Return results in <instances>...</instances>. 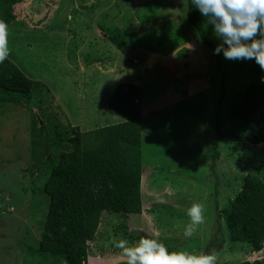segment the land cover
Segmentation results:
<instances>
[{"label":"rangeland","instance_id":"1","mask_svg":"<svg viewBox=\"0 0 264 264\" xmlns=\"http://www.w3.org/2000/svg\"><path fill=\"white\" fill-rule=\"evenodd\" d=\"M187 1H15L21 17L8 28V58L38 84L29 96L10 94L21 105L0 103V264H67L40 250L50 205L45 185L77 132L86 137L121 122L107 115L121 84L144 91L142 214L104 213L90 242L97 258L87 264H126L111 243L121 234L130 243L156 238L169 251L215 249L218 264H264V249L251 253L229 242L227 220L245 177L264 180V143L250 142L258 126L231 114L251 84L264 82L254 60L214 54L220 41L210 25L203 34L211 46L202 41L187 21ZM117 33L127 50L111 44ZM8 95L0 89V98ZM219 108L223 141L216 148ZM194 202L204 204L205 223L185 238Z\"/></svg>","mask_w":264,"mask_h":264},{"label":"trees","instance_id":"2","mask_svg":"<svg viewBox=\"0 0 264 264\" xmlns=\"http://www.w3.org/2000/svg\"><path fill=\"white\" fill-rule=\"evenodd\" d=\"M16 0H0V19L8 26L16 24L21 14L15 9ZM188 23L195 28L202 41L210 44L203 31L205 18L187 1ZM36 27L38 28L39 25ZM119 33L109 36L112 45L121 51L126 44ZM260 77L264 71L254 61ZM143 70L147 72L146 68ZM37 82L28 77L10 58L0 64V89L9 95L0 98V103L21 105L22 100L10 94L29 96ZM144 91L134 84H121L107 105V115L121 119L118 124L103 127L85 134L77 132L72 139V148L61 155L56 167L51 170L45 185L50 198L46 226L40 241V250L61 257L67 264H87L91 253L90 242L96 236L104 213L122 215L142 214L141 181L143 175L142 110ZM226 90L222 86L219 104ZM221 108L217 114V148L223 141ZM232 117L242 123H255L258 134L251 139L253 145L264 143V83L251 84L242 101L232 105ZM40 133L45 140V154L51 159V139L45 129ZM81 131L78 127H73ZM89 137V138H88ZM213 154L219 157L218 150ZM215 170V163L212 164ZM229 242L245 243L251 253L264 249V180L249 173L239 194L229 203ZM224 241V240H223ZM222 241V242H223ZM102 258V253L99 254ZM102 256V257H101ZM125 264V263H124Z\"/></svg>","mask_w":264,"mask_h":264},{"label":"clouds","instance_id":"3","mask_svg":"<svg viewBox=\"0 0 264 264\" xmlns=\"http://www.w3.org/2000/svg\"><path fill=\"white\" fill-rule=\"evenodd\" d=\"M192 4L212 26L215 37L220 41L214 54L223 53L230 61L254 60L264 71V0H192ZM8 24L0 19V64L9 55ZM264 82V77H261ZM165 191H170L165 188ZM160 203H166L160 200ZM205 206L194 202L187 209L189 223L183 235L193 237L200 225L205 223ZM112 245L120 250V259L126 264H218L219 253L192 252L187 249L169 251L166 244L156 238L141 237L130 243L121 234L111 239Z\"/></svg>","mask_w":264,"mask_h":264},{"label":"water","instance_id":"4","mask_svg":"<svg viewBox=\"0 0 264 264\" xmlns=\"http://www.w3.org/2000/svg\"><path fill=\"white\" fill-rule=\"evenodd\" d=\"M40 123L42 124V121Z\"/></svg>","mask_w":264,"mask_h":264},{"label":"bare ground","instance_id":"5","mask_svg":"<svg viewBox=\"0 0 264 264\" xmlns=\"http://www.w3.org/2000/svg\"><path fill=\"white\" fill-rule=\"evenodd\" d=\"M162 17V16H161ZM158 18V17H157ZM93 264V263H92Z\"/></svg>","mask_w":264,"mask_h":264}]
</instances>
